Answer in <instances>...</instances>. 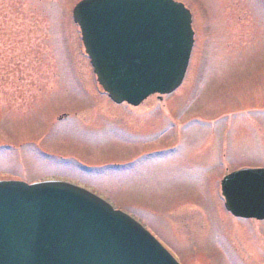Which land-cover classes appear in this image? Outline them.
Segmentation results:
<instances>
[{"label":"rangeland","instance_id":"374dc122","mask_svg":"<svg viewBox=\"0 0 264 264\" xmlns=\"http://www.w3.org/2000/svg\"><path fill=\"white\" fill-rule=\"evenodd\" d=\"M81 0H0V181H61L142 225L180 264H264V221L220 181L264 168V0H173L191 14L181 86L138 107L98 87Z\"/></svg>","mask_w":264,"mask_h":264},{"label":"water","instance_id":"95a60500","mask_svg":"<svg viewBox=\"0 0 264 264\" xmlns=\"http://www.w3.org/2000/svg\"><path fill=\"white\" fill-rule=\"evenodd\" d=\"M96 81L115 104L175 91L193 44L172 0H82L73 9ZM225 209L264 220V170L221 181ZM0 264H177L142 226L75 185L0 181Z\"/></svg>","mask_w":264,"mask_h":264},{"label":"flooded vegetation","instance_id":"af4514ba","mask_svg":"<svg viewBox=\"0 0 264 264\" xmlns=\"http://www.w3.org/2000/svg\"><path fill=\"white\" fill-rule=\"evenodd\" d=\"M157 99H159V100H160L161 98L157 97Z\"/></svg>","mask_w":264,"mask_h":264}]
</instances>
